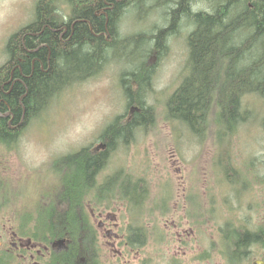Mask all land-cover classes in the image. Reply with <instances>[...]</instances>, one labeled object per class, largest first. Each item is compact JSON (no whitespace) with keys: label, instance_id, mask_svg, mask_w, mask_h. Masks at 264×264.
<instances>
[{"label":"trees","instance_id":"16d2710c","mask_svg":"<svg viewBox=\"0 0 264 264\" xmlns=\"http://www.w3.org/2000/svg\"><path fill=\"white\" fill-rule=\"evenodd\" d=\"M58 3L38 0L32 21L7 39V59L0 66V140L7 145L18 134L12 128L14 122L31 120L62 90L98 75L114 48H146L140 63L120 74L128 111L126 120H121L124 115L116 117L100 135L101 140H108L106 149L94 154L87 146L67 158L57 194L60 203L73 208L54 211L43 220L40 214L37 217L42 225L36 228L39 235L57 237L68 232L74 238H89L92 229L80 227L74 207L96 179L114 143L127 141L134 129H147L153 123L154 108L147 105L145 95L158 62L150 59L165 55L171 35L180 34L183 26L190 27L185 32L188 53L183 70L164 101L165 119L178 121L198 136L211 125L210 131H217L219 140L221 126H226L223 132L229 137L248 122L249 106L244 98L254 95L264 101V0H153L149 4L146 0H63L66 7ZM159 10L161 24L144 34L122 35L119 31L120 19L127 12L134 17L137 12L143 20ZM227 166L228 171L222 169L226 166L218 169L233 183L231 174L235 172L231 164ZM108 175L111 177L100 182L102 192L112 195L129 184L133 187L126 189L129 199L134 204L139 201L144 193H140V181L132 177L130 182L123 181L118 172ZM256 232L233 237H264V225ZM80 246L87 242L75 243L71 253L60 255V264H74L72 257Z\"/></svg>","mask_w":264,"mask_h":264},{"label":"rangeland","instance_id":"374dc122","mask_svg":"<svg viewBox=\"0 0 264 264\" xmlns=\"http://www.w3.org/2000/svg\"><path fill=\"white\" fill-rule=\"evenodd\" d=\"M37 1L0 0V66L7 59V39L32 21ZM61 1L58 5L66 7L67 4ZM152 1L146 0V4ZM161 17L160 10L143 20L137 12L135 17L127 12L120 19L119 31L122 35L144 34L145 30L161 24ZM189 28L183 26L180 34L171 35L165 55L159 58L151 56L150 61L158 62V65L150 78L145 98L147 105L154 108L153 123L147 129H134L127 141L119 139L114 143L113 151L110 156L107 154L109 158L106 156L105 166L100 167L96 177L101 182L109 178L108 173L115 175L118 172L123 181L130 182L131 177L135 182L140 181L143 187V190L139 188L140 193L144 191L139 201L129 203L131 219L135 214L136 218L140 215L144 220V245L132 247V250L122 249L123 256L117 258L116 264H167L171 261L169 256L176 248L173 245V228L163 229L162 216L170 219L175 211L184 213L182 208H175L185 205L184 190H212L214 205L222 201L220 191L227 190L232 193L228 192V204L238 207V216L242 214L250 222L264 225V101L254 95L244 98V103L249 106L248 122L238 126L229 137L223 132L226 126H221L219 140L217 131H210L211 125L203 136H198L178 121L165 119L164 101L178 84L183 70L188 53L185 32ZM145 50L144 46L133 45L114 48L112 58L98 75L62 90L38 116L27 120L25 126L19 129L12 148L2 149L4 154L0 157L5 174L3 195L14 198L15 190L21 193L20 209L17 211L20 218L27 217L35 205L38 207L47 201L41 197L54 185L53 181H48L51 162L56 168L66 167L67 158L77 152L75 150L87 146L93 148L103 142L100 135L113 119L124 115L121 120H126L127 100L121 88L120 74L140 63ZM229 164L231 171L235 172L231 174L233 183H229L225 173L220 171L224 166L226 168L222 169L228 171ZM59 179L60 175L55 184L59 186L60 183L61 188L63 182ZM132 188V185H123L121 192ZM177 190H181V197L175 201ZM254 192L259 196L252 197ZM233 194L239 198L232 197ZM51 199L60 204L55 189H52ZM116 202L120 205L119 208L116 206V210H121L118 211V220L126 224L129 218L125 206H122L125 202ZM11 209L13 211L14 205ZM216 212L223 214L220 210ZM35 214H40L42 220L47 215L38 208ZM220 221L218 217V225ZM136 223L137 219L131 220L132 226ZM118 249L119 246H116ZM109 256L111 253L108 251L103 257L104 264H109Z\"/></svg>","mask_w":264,"mask_h":264},{"label":"flooded vegetation","instance_id":"af4514ba","mask_svg":"<svg viewBox=\"0 0 264 264\" xmlns=\"http://www.w3.org/2000/svg\"><path fill=\"white\" fill-rule=\"evenodd\" d=\"M27 122V120L22 122L19 118L14 122L12 128L18 132L21 124ZM104 139L102 143L92 148L94 154L106 149L108 140ZM9 148L12 147L0 140V156L4 154L2 149ZM49 165L51 172L48 181H53L54 185L50 186L47 189L48 192L41 197L42 200L46 199L47 201L38 207L35 205L34 210L29 211L30 214L27 217L20 218L17 211L20 209L21 193L15 190L14 198L3 195L5 174L3 172L4 162L0 157V264H60V255L71 253L70 251L75 248V243L84 241L87 242V246H80L77 255L72 257L74 264H104L103 257H106L108 251L111 253V256L108 257L109 264H116L117 258L120 259L123 256L122 249L132 250V247L144 245L142 216H140L141 220H137L140 230L134 229V226L131 225L129 203L132 201L128 197L129 193L125 192L123 195L121 191H118L108 196L102 192L100 181L94 178L92 185L81 194L79 205L74 207L76 216L81 222L80 227L89 226L93 232L92 237L74 238L68 232L57 237L39 235L36 228L42 225L41 220L35 214L37 208L41 212L47 213L46 217L48 218L49 214L54 211L73 208L67 204L52 202V189H55V194L59 198L56 187L60 186H56L55 179L63 174L66 167L56 168L54 162ZM177 191L178 195L175 196V201L181 197V190ZM228 192L221 190L222 201L218 205H214L215 195L212 190L189 189V192L183 191L185 205L181 204L175 208H182L184 213L178 214L175 211L170 219H166L165 215L162 216L165 226L163 229L166 230L172 226L173 245H176V248L172 250L173 253L169 256L171 261L167 264H264V237L249 235L244 240L233 237L238 233H257L260 226L250 222L242 214L238 216L236 210L238 207L228 204ZM198 194L200 195L198 196ZM255 195L259 196L256 192L252 197ZM231 196L236 197L237 195ZM120 200L125 202L122 206H125L126 215L129 218L126 224L118 220L120 218L118 211L121 210H116V206L120 207L116 201L120 202ZM241 201L243 202V200ZM254 201L256 202V200ZM12 205H14L13 211H11ZM218 210L223 214L218 215L216 212ZM218 217L221 219L219 225L217 224ZM116 246H119L118 250H116ZM163 249L162 247L161 250ZM163 257H166L165 254ZM213 261L220 262L213 263Z\"/></svg>","mask_w":264,"mask_h":264},{"label":"bare ground","instance_id":"6f19581e","mask_svg":"<svg viewBox=\"0 0 264 264\" xmlns=\"http://www.w3.org/2000/svg\"><path fill=\"white\" fill-rule=\"evenodd\" d=\"M152 30V29H151ZM262 37V36H261ZM135 40V39H134ZM110 44V43H109ZM109 51V50H108ZM112 55V54H111ZM110 56V55H109ZM106 62V61H105ZM107 65V64H106ZM189 78V77H188ZM152 88V87H151ZM143 130V129H142ZM75 151H78V150H75ZM61 158H63V157H61ZM60 160V159H59ZM61 180L59 179V182H60ZM59 186H61V184L59 183ZM59 188V187H58ZM254 252V251H253ZM241 258V257H240Z\"/></svg>","mask_w":264,"mask_h":264}]
</instances>
